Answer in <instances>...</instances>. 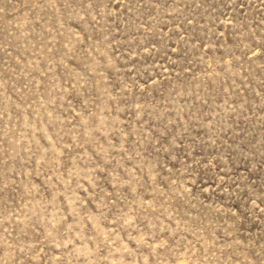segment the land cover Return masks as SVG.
I'll return each mask as SVG.
<instances>
[{"label":"rangeland","instance_id":"374dc122","mask_svg":"<svg viewBox=\"0 0 264 264\" xmlns=\"http://www.w3.org/2000/svg\"><path fill=\"white\" fill-rule=\"evenodd\" d=\"M0 264H264V0H0Z\"/></svg>","mask_w":264,"mask_h":264}]
</instances>
